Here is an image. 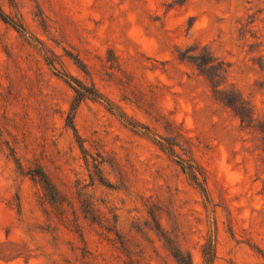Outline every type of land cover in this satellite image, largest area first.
Instances as JSON below:
<instances>
[{"label":"rangeland","instance_id":"obj_1","mask_svg":"<svg viewBox=\"0 0 264 264\" xmlns=\"http://www.w3.org/2000/svg\"><path fill=\"white\" fill-rule=\"evenodd\" d=\"M0 14V264H264V0Z\"/></svg>","mask_w":264,"mask_h":264},{"label":"trees","instance_id":"obj_2","mask_svg":"<svg viewBox=\"0 0 264 264\" xmlns=\"http://www.w3.org/2000/svg\"><path fill=\"white\" fill-rule=\"evenodd\" d=\"M0 17H3V16L0 14ZM65 81L69 84V86L73 89L75 93L76 104H78L84 98L104 101V98L100 93H98L95 89L89 88L88 86L82 84L78 80L74 78H70L69 81L68 80H65ZM70 81H72L74 84H72ZM158 144L163 150H166L167 152L173 155L174 152H173V148L171 144L166 145V146L162 144L161 142H158ZM178 163H181L182 169L188 173V175L194 181V183L199 188H202V185H201V182L199 181V176H198L200 172H197V169L193 165H190V164L184 165L182 164V162H179V161ZM202 255H203L204 264L213 263V260L215 258V247L211 239H209L208 242L203 246ZM175 258L178 264H192L190 257L187 254L186 255L181 254V253L175 254Z\"/></svg>","mask_w":264,"mask_h":264}]
</instances>
